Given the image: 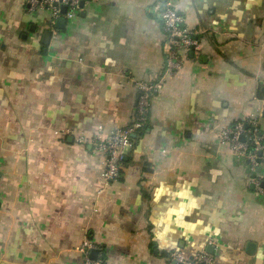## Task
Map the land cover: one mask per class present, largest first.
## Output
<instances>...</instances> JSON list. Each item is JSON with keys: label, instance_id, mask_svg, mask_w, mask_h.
<instances>
[{"label": "crops", "instance_id": "1", "mask_svg": "<svg viewBox=\"0 0 264 264\" xmlns=\"http://www.w3.org/2000/svg\"><path fill=\"white\" fill-rule=\"evenodd\" d=\"M163 1L81 0L56 29L0 0V264H87L86 243L103 264H264L262 166L218 138L254 118L264 135V0ZM166 2L200 41L173 74ZM138 82L161 88L106 183L89 142L131 124Z\"/></svg>", "mask_w": 264, "mask_h": 264}, {"label": "built area", "instance_id": "2", "mask_svg": "<svg viewBox=\"0 0 264 264\" xmlns=\"http://www.w3.org/2000/svg\"><path fill=\"white\" fill-rule=\"evenodd\" d=\"M81 0H26L29 11L44 12L47 14L51 26L64 18L72 20L80 11ZM66 7L65 14L62 8ZM159 18L163 27L166 49L165 72L173 74L179 71L187 61L191 52L200 50V41L184 24L182 16L172 2H166L159 6ZM138 97L134 106L131 124L123 128L113 130L107 137L94 136L91 144L94 152L104 158V171L102 177L106 183L117 181L120 171L129 150L134 144L138 133L144 129L148 121L151 100L160 90V82H138ZM220 142L227 145L229 150L237 158L247 160L252 170L262 166V175L256 186L264 182V135L260 133L257 119H243L227 126L218 132ZM243 138V141H241ZM261 153L259 157L258 154ZM260 158V163H257ZM264 192V190H261ZM95 249L92 244H84L80 249L85 255L87 264H103L102 256L94 262L89 260V254ZM211 256L204 250L197 252L192 258H186L180 252L170 255L169 264H211Z\"/></svg>", "mask_w": 264, "mask_h": 264}, {"label": "water", "instance_id": "3", "mask_svg": "<svg viewBox=\"0 0 264 264\" xmlns=\"http://www.w3.org/2000/svg\"><path fill=\"white\" fill-rule=\"evenodd\" d=\"M164 2H165V0L163 1V3ZM80 8H83V3L82 2L80 4ZM61 11H62V14H65L66 7H63ZM65 25H66V20L64 18H60V19H58L55 22V28L56 29H64ZM50 36H51V31L50 30L45 31L44 38H43V43H45V44L48 43ZM263 116H264V114H263ZM241 141H243V138H241ZM258 156L260 157L261 156V153H259ZM257 163H260V158H258ZM257 172H260V168L259 167L257 168ZM261 187L264 189V183L262 184ZM252 248H253V245L250 244L248 246V252L251 253L252 251L250 249H252ZM96 255H97V251H92L90 253V257L92 259H95L96 258Z\"/></svg>", "mask_w": 264, "mask_h": 264}, {"label": "trees", "instance_id": "4", "mask_svg": "<svg viewBox=\"0 0 264 264\" xmlns=\"http://www.w3.org/2000/svg\"><path fill=\"white\" fill-rule=\"evenodd\" d=\"M140 132H141V131H140ZM140 132H139V133H140ZM139 133H138V134H139Z\"/></svg>", "mask_w": 264, "mask_h": 264}]
</instances>
